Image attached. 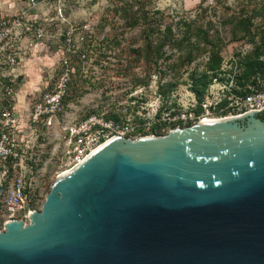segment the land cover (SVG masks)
I'll return each instance as SVG.
<instances>
[{
    "label": "water",
    "instance_id": "95a60500",
    "mask_svg": "<svg viewBox=\"0 0 264 264\" xmlns=\"http://www.w3.org/2000/svg\"><path fill=\"white\" fill-rule=\"evenodd\" d=\"M263 113L111 138L5 221L0 264H264Z\"/></svg>",
    "mask_w": 264,
    "mask_h": 264
},
{
    "label": "rangeland",
    "instance_id": "374dc122",
    "mask_svg": "<svg viewBox=\"0 0 264 264\" xmlns=\"http://www.w3.org/2000/svg\"><path fill=\"white\" fill-rule=\"evenodd\" d=\"M69 4H74L70 6V11H80L77 20L91 26L93 39L88 59L81 64V71L75 76L76 92L72 94L74 91H71L72 98L67 100L66 112L62 116L67 122L90 113H100L118 114L121 120L130 118L141 124V129H144V122L151 117L155 124L157 118L154 116L163 105L159 84L171 80L174 76L180 77V82L187 80L193 70L197 69L198 72L203 70L209 57V53L204 52L190 65L180 68L177 74L175 70H168L160 81L161 74L157 68L151 67L145 56L137 55L135 50L139 49L142 52L149 44L155 46L159 43L163 38L162 32L169 23L173 25V32L180 34L177 28L179 20H194L208 29L211 37L219 36L222 39L221 48L225 64L230 56H238V53L245 54L253 50L255 44L248 41L251 37L254 36L255 43L260 44L264 36V0H219L211 7L204 0H71ZM255 12L261 14L253 17L251 32L244 39L236 40L235 36L241 32L234 28V20L254 15ZM141 14H148L151 18L148 21L140 19L137 24L132 25L134 19ZM150 27L153 30L158 29V33L146 38L145 33ZM27 40L26 44L32 47L34 44ZM59 47V42L44 41L40 48L37 47V51L24 50L21 43V52L18 54L19 67L24 61V51H28V55L31 56L36 53L38 57H50L53 60L51 65L38 64L42 73L41 80L58 64L61 55ZM165 50L167 54L171 52L169 47ZM173 54L172 58H160L159 64L164 68L166 63L176 61L178 53ZM225 67L230 68V65ZM25 81L26 84L27 82L32 84L36 80L27 77ZM188 86L180 84L168 100L169 104L176 102L181 113L169 115L168 111L162 113L163 119L187 113L186 110L196 106L195 95ZM29 87L32 86L28 84ZM154 124L151 128L146 125V132L157 135L155 133L161 129V132L166 134L171 129L168 126L154 128ZM61 133L60 127L57 126L46 131V134L34 143L36 162L41 163L34 167L31 175L35 180L34 189H37L38 209L51 190L55 178L69 167L63 153L65 142ZM4 223L5 216L0 210L1 230L5 229Z\"/></svg>",
    "mask_w": 264,
    "mask_h": 264
},
{
    "label": "built area",
    "instance_id": "2783aa9c",
    "mask_svg": "<svg viewBox=\"0 0 264 264\" xmlns=\"http://www.w3.org/2000/svg\"><path fill=\"white\" fill-rule=\"evenodd\" d=\"M24 1L26 6L21 10L0 14V210L5 221L16 218L26 224L31 221V212L38 209L35 180L31 178L34 167L40 164L36 162L34 143L46 131L60 127L68 170L115 136L136 139L154 135L146 133V125L151 128L154 123L151 117L141 129V124L130 118L115 120L100 113L67 122L62 116L66 112L77 66L89 56L93 39L91 26L70 16L71 0ZM218 1L204 0L210 7ZM43 7L44 13H40L38 10ZM25 37H29L31 42L35 39L42 43L59 42L61 55L53 71L41 79L36 89L28 92L20 105L22 79L19 80L18 54ZM237 58L232 55L223 64L225 71L233 69V72L228 73L231 79L228 84L215 79L201 102L204 109L200 116L192 111L163 119L162 116L157 117V111L154 116L156 121L181 120L187 125L190 121L194 123L207 117H237L249 111L264 109V87L251 86L250 91L243 93L242 86L237 83L239 66L229 62L231 59L237 61ZM228 64L230 68L225 67Z\"/></svg>",
    "mask_w": 264,
    "mask_h": 264
},
{
    "label": "trees",
    "instance_id": "16d2710c",
    "mask_svg": "<svg viewBox=\"0 0 264 264\" xmlns=\"http://www.w3.org/2000/svg\"><path fill=\"white\" fill-rule=\"evenodd\" d=\"M207 9V8H206ZM254 15H246L238 17L234 20V28H236L241 33L235 36L236 40H241L247 37L251 32V26L253 25V17L260 15L261 12H255ZM151 18L148 14H141L139 17L135 18L132 22V25L137 24L140 19L148 21ZM180 34H175L173 32V25L171 23L165 26L163 30V38L155 46L148 45L144 50H135L137 55H144L145 58L150 63L151 67H156L158 72H160V81L163 79V75L167 73L168 70H175V73H178V70L185 65H190L198 55L203 54L204 52L209 53L208 60L205 64V67L201 72H198L197 69L189 73L187 80L183 82L179 81L180 77H172L171 80L167 82H162L159 84V93L162 96L163 105L158 110L157 117L160 118L162 113L170 112V115H176L181 113L180 107L176 102L171 104L168 103V100L175 93L174 91L179 87L180 84H188V88L195 95L197 100V105L190 107L186 110L187 113L195 111L197 116H200L203 112V106L201 102L205 99L209 89L214 84L215 79L221 83L228 84L230 81V76L228 73L233 72V69L224 70V55L222 54V39L219 36L211 37L209 30L205 29L203 26L197 24L194 20H179L178 27ZM158 29L153 30L150 27L145 33L146 38H151ZM248 41L255 46L251 52L245 54L238 53L239 57L237 61L231 59L229 62L234 65L237 63L239 66V71L237 72L236 81L243 88V93H246L251 90L252 87H264V36L260 44H256L254 36L251 37ZM166 47L171 49V52L167 54L165 50ZM173 53L177 54L176 61L166 63V67L163 68L159 64L160 58H172ZM241 67V68H240ZM81 71V64L77 66V74ZM76 74V75H77ZM75 79L71 85L72 94L76 92ZM72 98V96H68ZM227 102V101H226ZM225 102V103H226ZM92 114V113H90ZM88 114V115H90ZM87 115V116H88ZM86 116V115H85ZM107 118H113L115 120H121L122 118L118 114H109L105 115ZM193 124V121H190L186 126ZM184 126L181 120L178 121H169L167 119L158 121L154 124V128L161 127H170L175 128L177 126ZM156 132L157 135H163L165 133L161 132V129ZM148 133V132H146ZM41 165V163L39 164Z\"/></svg>",
    "mask_w": 264,
    "mask_h": 264
},
{
    "label": "crops",
    "instance_id": "0c3cea01",
    "mask_svg": "<svg viewBox=\"0 0 264 264\" xmlns=\"http://www.w3.org/2000/svg\"><path fill=\"white\" fill-rule=\"evenodd\" d=\"M25 6H26V2L24 0H0V14H2V13H14L16 11L21 10L22 7H25ZM43 9H45V7L41 8L39 10L37 9V10L40 13H44ZM79 12L80 11H78V10H75V11L71 10L69 13H70L71 17L78 18ZM81 12H82V10H81ZM27 39H29V41H30L29 37H25L21 41V43H23L24 50L25 49H31V50L37 51V47L40 48L42 45V42L37 41L35 39L32 42L34 45L32 47H29V44H26L28 41ZM28 54H29L28 51L27 52L24 51V56H25L24 61H23L21 67L18 66V70L22 75L21 88L23 86V88L20 89V93H19V97H20V103L19 104L20 105H22V103L25 101V98H26L28 92H30L33 89H36L41 82L40 77H41L42 73H41L40 67H38V64L42 63L43 65L49 66V65H51L50 63L53 62V60H51L50 57H47V58L42 57V56L38 57V56H36V53L32 56L28 55ZM27 77H32L33 80L35 79L37 82L35 81L32 84L27 82V84H26L25 80L27 79ZM28 84H30L32 87L28 88ZM26 89H28V90H26Z\"/></svg>",
    "mask_w": 264,
    "mask_h": 264
},
{
    "label": "bare ground",
    "instance_id": "6f19581e",
    "mask_svg": "<svg viewBox=\"0 0 264 264\" xmlns=\"http://www.w3.org/2000/svg\"><path fill=\"white\" fill-rule=\"evenodd\" d=\"M227 118H228V117H227ZM206 119H210V118L207 117ZM214 119H216V118H214Z\"/></svg>",
    "mask_w": 264,
    "mask_h": 264
},
{
    "label": "flooded vegetation",
    "instance_id": "af4514ba",
    "mask_svg": "<svg viewBox=\"0 0 264 264\" xmlns=\"http://www.w3.org/2000/svg\"><path fill=\"white\" fill-rule=\"evenodd\" d=\"M262 116L264 117V113L262 114Z\"/></svg>",
    "mask_w": 264,
    "mask_h": 264
}]
</instances>
